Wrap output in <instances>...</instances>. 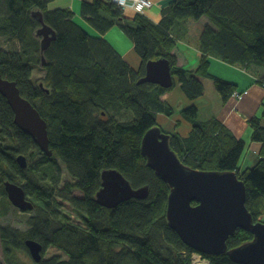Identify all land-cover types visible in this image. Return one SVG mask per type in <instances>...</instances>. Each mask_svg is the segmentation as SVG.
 Returning <instances> with one entry per match:
<instances>
[{"label": "trees", "instance_id": "16d2710c", "mask_svg": "<svg viewBox=\"0 0 264 264\" xmlns=\"http://www.w3.org/2000/svg\"><path fill=\"white\" fill-rule=\"evenodd\" d=\"M52 1L0 0V74L16 82L22 96L47 121L53 151L48 157L15 124V113L0 94V217L12 209L5 181L22 182L35 205L28 229L0 228L6 264H25L16 257L18 251L29 254V239L41 243L44 252L53 246L66 255L38 264H191V257L181 254L194 250L167 223L171 190L142 153L143 136L157 126L169 134L170 146L187 167L236 173L247 187V208L253 219L264 222V107L249 121L252 141L261 144L260 156L254 166L244 170L240 162L245 140L216 119L200 120L195 105L177 108L165 100L178 83L187 99H198L205 95L206 78L213 80L224 103L233 95L247 93L238 92L232 81L213 75L207 57L248 70L263 69L264 0H169L160 23L143 13L127 19L113 0L84 1L81 18L71 9H52ZM37 11L56 33L43 53ZM205 16L210 24L200 35V48L206 58L197 71L186 70L173 54L178 42L173 37L175 27ZM115 26L133 41L142 62L138 69L104 37ZM165 58L170 60L174 85L140 84L147 63ZM40 63L46 73L37 80L35 67ZM260 83L264 85V75ZM178 112L179 128L161 126L159 114L174 116ZM183 122L191 125L190 132H184ZM36 154L42 157L29 163ZM20 155L27 158L25 169L17 162ZM59 161L74 179L65 184L70 197L64 198L80 223L72 221L59 202ZM111 169L121 172L134 188L148 186V197L133 198L114 208L100 205L96 194L102 187V174ZM73 190L83 197L70 195ZM252 239L251 231L239 228L227 240L228 249ZM204 255L211 264H237L228 253Z\"/></svg>", "mask_w": 264, "mask_h": 264}, {"label": "water", "instance_id": "95a60500", "mask_svg": "<svg viewBox=\"0 0 264 264\" xmlns=\"http://www.w3.org/2000/svg\"><path fill=\"white\" fill-rule=\"evenodd\" d=\"M35 16L42 23L37 34L42 36L41 51L44 52L56 38V33L45 25L39 11ZM145 72L140 84L157 83L164 88L174 85L171 63L166 58L148 62ZM0 94L11 105L15 124L33 138L41 151L52 157L48 123L22 96L17 83L0 74ZM143 137V156L171 190L166 208L167 223L181 240L202 254L228 253L237 264H264V222L253 219L247 208V187L236 173L187 167L170 146L169 134L162 132L160 126L148 130ZM17 162L23 169L28 167L27 158L23 155L17 158ZM4 186L13 206L24 212L35 207L22 186L11 181H5ZM149 192L148 186L134 188L121 172L111 169L102 174V187L96 194V201L107 208H114L133 198L146 199ZM239 228L251 231L253 239L228 249L227 240L236 235ZM26 245L33 260L41 262L43 245L33 239L27 240Z\"/></svg>", "mask_w": 264, "mask_h": 264}, {"label": "crops", "instance_id": "0c3cea01", "mask_svg": "<svg viewBox=\"0 0 264 264\" xmlns=\"http://www.w3.org/2000/svg\"><path fill=\"white\" fill-rule=\"evenodd\" d=\"M84 1L92 2L93 0H53L51 2V7L52 9H71L76 14V17L81 18L82 3ZM154 1L155 5L150 11L145 13V15L155 22L160 23L163 20V8L166 7L169 0ZM135 14H137V10L131 5L124 10V17L127 19L134 18ZM208 24H210V20L207 16H205L196 20L190 18L185 20V22H180L176 25V33L182 37L181 39H178V46L175 48L173 54L177 56L179 65L184 69L197 71L200 63L199 57L202 56L200 48V35ZM193 27H197V31H195ZM93 32L98 34L95 30H93ZM191 32L194 33L196 39L194 40V43L189 45L192 39L189 37L188 33ZM104 37H106L112 46L119 51L122 57L127 60L132 68L138 69L141 66L142 62L136 51H134L133 41L121 31L119 26H115L106 35H104ZM184 45L187 46L185 47ZM207 59L210 61L209 69L213 75L222 77L229 80L230 82L232 81L235 83L238 86V92H247L244 94L242 100H238L233 95L227 103H223L221 100V95L214 90L213 83H211L210 80L205 79H203L206 91L205 95L200 96L198 99H187L181 88L176 85L175 90L177 95H173L172 93L169 94L167 92L165 100L172 106H175L174 104L177 102L176 97L179 96L181 102L184 103V106L195 105L198 108L200 120L211 121L212 119H216L222 123L231 133H234L237 137L245 140L246 147L249 141L250 150L253 149L254 152L252 154L249 152L243 161L242 169L245 170L246 167L254 166L257 159L259 158L258 152L261 148L260 143L256 141L254 142L251 139L252 133L249 121L254 116L260 115L263 111L264 85H261L260 80L264 75V68L262 69L259 67L258 69L254 68L252 70H248L242 67L240 68L237 65H229L222 59L213 56H208ZM209 91H211L212 95H209ZM167 118L168 115L166 116L164 114H159L161 126L167 121ZM183 125L184 132H190L191 125H188L185 122H183ZM164 127L167 130L172 129L170 126ZM251 155L252 158L250 161ZM242 160L243 157L241 161Z\"/></svg>", "mask_w": 264, "mask_h": 264}, {"label": "rangeland", "instance_id": "374dc122", "mask_svg": "<svg viewBox=\"0 0 264 264\" xmlns=\"http://www.w3.org/2000/svg\"><path fill=\"white\" fill-rule=\"evenodd\" d=\"M148 1L150 2V5H148L146 3L142 4L141 10H137L136 9L137 10V14H141V13L145 14V13H147L148 11H150L153 8V6L155 5V1L154 0H148ZM121 10H123V9H121ZM137 14H135V16ZM193 28H194L195 31H197V27H193ZM193 32L188 33L189 37L192 39V41L189 43V45L194 43V40L196 39ZM173 37L177 38V39H181L182 36H179V34L176 33V29H175ZM177 46H178V43H177V45H175V48ZM184 46L186 47L187 45H184ZM175 48H173V49L175 50ZM174 50H173V52H174ZM201 52H202V56L199 57V59H200L199 60L200 61L199 66H200L202 60H204L206 58V56L204 55L202 49H201ZM43 67H44V65L42 63L36 65L35 73H34V79L39 80V79H42L44 77L46 72H45ZM205 80H210L211 83H213V85H214L213 80H211L210 78L209 79L206 78ZM177 85L181 88L180 84H177ZM175 89H176V86L171 91H168V93L169 94L172 93L173 95H177ZM214 90L216 91L215 87H214ZM216 92L219 94L218 91H216ZM209 95H212L211 91H209ZM239 95H242V94H239ZM235 97L238 100H242L244 95L241 98L238 95H236ZM176 99H177V102H175L174 105L177 108L178 107H182L184 103L181 102L179 96H177ZM221 100H222V98H221ZM222 102L224 103V101H222ZM179 115H180L179 113L178 114L175 113L174 116H168L167 121L162 126H167V127L170 126V127H172V129L174 127L175 128H179L180 127V123L178 122V120H180V116ZM119 117H121V116H119ZM165 134H167V133H165ZM249 152H250V154H252L254 152V150L253 149L250 150V144H249V141H248V145L246 147L245 153L243 154L244 156H243V160L241 161L240 166H243V161L245 160V158H246V156L248 155ZM258 154H259V152H258ZM259 156H260V154H259ZM41 157H42L41 154H36L33 158H31V160H29V163L35 164ZM251 158H252V155L250 156V161H251ZM56 174L59 177L58 180H57L58 184L56 185V192L59 195V197H58L59 202L60 201L62 202V205H64V208L70 214V217H71L72 221H74L76 223H80L81 220L78 218L77 214H75L72 211V209L70 207V202H68L64 198V196L70 197L69 194H67V192L64 189L65 184H67L69 182L73 183L74 179L70 176V174L67 171L66 167L60 161H59V163L57 165ZM18 183L21 186L22 182H18ZM70 195H72L74 197H78V198H82L83 197V193L80 192L79 190H73ZM32 200L34 201V199H32ZM34 210H35V207L32 210H30V212H24V211H21L20 209L14 207L12 205V209H11L10 213L8 215H3V216L0 217V228L3 227V226H11L13 228H17V229H21V230L28 229L29 226H28L27 220H28V218L30 216H32V214L34 215ZM181 255L183 256V258L185 256H190L191 257L190 258L191 259V264H208L209 263V259L207 257H205L204 254H202V253H200V252H198L196 250L194 252L190 253L189 255H188V253L186 251H184V252H182ZM43 256H44L43 257L44 261L48 260V259H50L52 257L66 258V255L63 253L62 250L57 249L56 247H53V246L47 247V249L43 253ZM16 259L20 263L38 264L37 262H35L33 260L32 256L30 255V252L28 254L26 251H20V252L18 251ZM0 264H6L4 251H3V248H2V244H1V237H0Z\"/></svg>", "mask_w": 264, "mask_h": 264}, {"label": "built area", "instance_id": "2783aa9c", "mask_svg": "<svg viewBox=\"0 0 264 264\" xmlns=\"http://www.w3.org/2000/svg\"><path fill=\"white\" fill-rule=\"evenodd\" d=\"M113 2L118 6V8H121L123 10H125L130 5L133 6L134 8H136L137 10H141V6L144 3L150 5V2L148 0H113ZM237 95L240 98L242 97V95H239V94H237ZM208 264H211V260L210 259H209V263Z\"/></svg>", "mask_w": 264, "mask_h": 264}]
</instances>
